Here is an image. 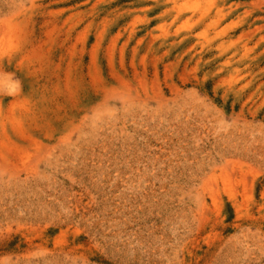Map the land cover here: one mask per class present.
<instances>
[{
    "label": "rangeland",
    "instance_id": "rangeland-1",
    "mask_svg": "<svg viewBox=\"0 0 264 264\" xmlns=\"http://www.w3.org/2000/svg\"><path fill=\"white\" fill-rule=\"evenodd\" d=\"M24 2L0 264H264V0Z\"/></svg>",
    "mask_w": 264,
    "mask_h": 264
},
{
    "label": "clouds",
    "instance_id": "clouds-1",
    "mask_svg": "<svg viewBox=\"0 0 264 264\" xmlns=\"http://www.w3.org/2000/svg\"><path fill=\"white\" fill-rule=\"evenodd\" d=\"M27 11V4L19 0L11 11L0 14V59L19 52Z\"/></svg>",
    "mask_w": 264,
    "mask_h": 264
}]
</instances>
